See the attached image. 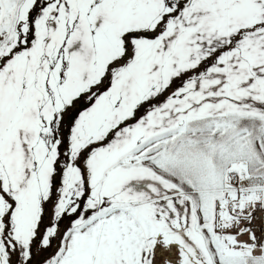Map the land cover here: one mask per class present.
Returning <instances> with one entry per match:
<instances>
[{
	"label": "snow or ice",
	"instance_id": "1",
	"mask_svg": "<svg viewBox=\"0 0 264 264\" xmlns=\"http://www.w3.org/2000/svg\"><path fill=\"white\" fill-rule=\"evenodd\" d=\"M0 264H264V0H0Z\"/></svg>",
	"mask_w": 264,
	"mask_h": 264
}]
</instances>
